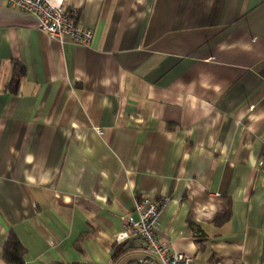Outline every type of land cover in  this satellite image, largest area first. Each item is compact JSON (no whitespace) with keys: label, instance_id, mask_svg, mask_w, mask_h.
Returning <instances> with one entry per match:
<instances>
[{"label":"crops","instance_id":"1","mask_svg":"<svg viewBox=\"0 0 264 264\" xmlns=\"http://www.w3.org/2000/svg\"><path fill=\"white\" fill-rule=\"evenodd\" d=\"M64 6L86 45L0 0V255L10 231L23 264H135L114 235L147 196L193 263L264 264V0Z\"/></svg>","mask_w":264,"mask_h":264},{"label":"built area","instance_id":"2","mask_svg":"<svg viewBox=\"0 0 264 264\" xmlns=\"http://www.w3.org/2000/svg\"><path fill=\"white\" fill-rule=\"evenodd\" d=\"M9 5L25 11L35 19L37 30L51 37L67 39L72 43L86 45L91 31L77 23L75 7H65L66 0H4ZM97 133H101L96 130ZM161 202L142 196L133 206L135 216H124V229L114 235L119 241L127 236L140 239L142 256L135 264H195L181 252L171 250L167 243L157 239L155 232Z\"/></svg>","mask_w":264,"mask_h":264},{"label":"trees","instance_id":"3","mask_svg":"<svg viewBox=\"0 0 264 264\" xmlns=\"http://www.w3.org/2000/svg\"><path fill=\"white\" fill-rule=\"evenodd\" d=\"M13 65L17 68V74L14 75V81L16 82V79L22 74L23 68L16 64V62H13ZM229 216V210L228 207H226L224 210L221 211V213H217L213 218L216 220L223 221L227 219ZM213 219V220H214ZM186 223L190 227V229L195 230L197 229V225L194 224L189 218H186ZM25 249L20 243V241L17 239V237L14 235L13 232L8 231L5 239L2 242L1 247V255L0 258L3 261L4 264H23L22 257L24 255ZM117 253L113 252L111 253V257H115Z\"/></svg>","mask_w":264,"mask_h":264}]
</instances>
